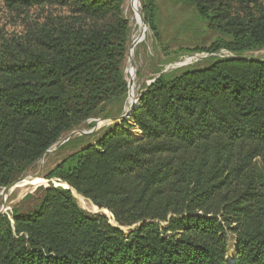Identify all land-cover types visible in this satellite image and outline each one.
Instances as JSON below:
<instances>
[{
	"label": "trees",
	"instance_id": "trees-1",
	"mask_svg": "<svg viewBox=\"0 0 264 264\" xmlns=\"http://www.w3.org/2000/svg\"><path fill=\"white\" fill-rule=\"evenodd\" d=\"M1 1L54 9L15 38L0 30L4 188L72 131L122 116L131 27L125 0ZM182 1L214 36L186 51L234 56L159 68L131 124L66 141L32 206L0 215V264H264V57L246 55L264 49V0ZM141 3L161 41L155 1Z\"/></svg>",
	"mask_w": 264,
	"mask_h": 264
},
{
	"label": "rangeland",
	"instance_id": "rangeland-1",
	"mask_svg": "<svg viewBox=\"0 0 264 264\" xmlns=\"http://www.w3.org/2000/svg\"><path fill=\"white\" fill-rule=\"evenodd\" d=\"M154 1L156 5V21L161 32V41H158L155 38L154 33L145 22V15L142 13L141 0H137V4L139 13L144 20V29H142V31H139L140 26L136 20L137 12L133 8L132 0H125L124 3V16L129 20L131 27L130 44L124 66L125 78L128 84L127 101L130 90L133 89L135 95L138 96V94L144 89V86L152 81L155 72L159 68L166 69L167 71L176 68L181 64L188 65L196 62L207 64L213 60V57H218L216 54L207 52L186 51V48L188 47L208 46L214 39L212 32L209 31L203 22L198 19L195 9L192 6L182 0ZM53 10L54 9L50 7L43 8L35 6L24 15L23 13H16L9 10L0 0V30L8 39L15 38L29 27L30 22L43 20L44 17L50 14ZM246 55L254 58H263L264 49L248 52ZM130 60L131 63L129 62ZM126 118L128 123L131 124L132 121L129 117ZM122 120L123 119L111 121L105 125L116 121L121 122ZM86 129V126L82 125L74 131ZM130 131L135 135H139L138 131L135 129L130 128ZM77 136H79V134L74 137ZM74 148L75 146H69L64 150L60 151L59 148L55 152L48 153L45 156L43 163L39 161L37 167L30 169L29 172H36L41 166H43V171L52 168L64 156L71 153ZM54 183L56 185L64 184L58 181H54ZM48 184V180H43L33 184L17 187L8 195L6 201L2 194L3 188H0V210L5 202L7 206V213L12 211L13 206H18L22 209L31 207L34 203V199H29L24 203H21L22 199L29 193H36L40 185L46 186ZM74 196L83 209L90 213H103L110 219L111 223L116 224L109 210L99 208L93 204L91 200L85 198L84 196L85 202H82L75 192ZM122 228L125 231L128 230V227ZM230 247L231 249L229 250L228 257L232 258L235 251L233 239H231Z\"/></svg>",
	"mask_w": 264,
	"mask_h": 264
},
{
	"label": "water",
	"instance_id": "water-1",
	"mask_svg": "<svg viewBox=\"0 0 264 264\" xmlns=\"http://www.w3.org/2000/svg\"><path fill=\"white\" fill-rule=\"evenodd\" d=\"M143 24H144V20H143ZM131 63V60L129 61ZM185 65V64H181L180 66ZM166 71V69H163L162 72ZM139 103V100H138ZM135 107V104H131L130 108L126 109L125 108V112L122 114V116L120 117H116V118H112V119H105L102 120L100 122H98V124L91 128V129H86V130H77V131H72L70 134H68L64 139H62L61 141H59L58 143L54 144L52 147H50L42 156L40 161L43 163L45 156L50 153V152H55L56 150H58L66 141H68L69 139L73 138L76 135H83V134H89L97 129H99L100 127L104 126L106 123L111 122V121H115V120H120L126 117H129L131 114L132 109ZM42 169L43 166H41L39 168V170H37L36 172H26L23 176L19 177L16 181H14L13 183L9 184L8 186L3 188L2 194L4 196L5 201L8 198V195L17 187H21V186H25L28 184H33L35 183V181H37L38 179H44L42 177ZM45 180V179H44ZM63 186V185H62ZM66 188H69L72 190L73 194H74V189H72L68 184L67 186H64ZM76 191V190H75ZM7 211V206H6V202L4 203L2 209L0 210V215L5 213Z\"/></svg>",
	"mask_w": 264,
	"mask_h": 264
},
{
	"label": "bare ground",
	"instance_id": "bare-ground-1",
	"mask_svg": "<svg viewBox=\"0 0 264 264\" xmlns=\"http://www.w3.org/2000/svg\"><path fill=\"white\" fill-rule=\"evenodd\" d=\"M132 5H133V8L137 12L136 13V20H137V23L140 26V30L139 31H142V29H144V24H143V18L141 16V14L139 13V8H138L137 0H132ZM135 102H136V95H135L134 90L131 89L130 92H129V98H128V101H127V104H126L125 108L126 109L130 108L131 104H135ZM43 180L44 179H38L35 182H40V181H43ZM74 192L76 193L77 196H79V198L82 200V202H85V199H84L83 196L77 194V192L75 190H74Z\"/></svg>",
	"mask_w": 264,
	"mask_h": 264
},
{
	"label": "built area",
	"instance_id": "built-area-1",
	"mask_svg": "<svg viewBox=\"0 0 264 264\" xmlns=\"http://www.w3.org/2000/svg\"><path fill=\"white\" fill-rule=\"evenodd\" d=\"M214 54H216V56H218V57L234 56V54H233L232 52H229V51H227V50H225V49H222V50H220L219 52L214 53ZM139 97H140V93L138 94V96H136L135 106L138 105Z\"/></svg>",
	"mask_w": 264,
	"mask_h": 264
}]
</instances>
